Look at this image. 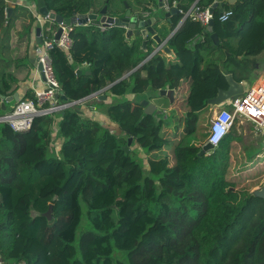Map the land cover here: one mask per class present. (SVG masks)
Segmentation results:
<instances>
[{"label":"trees","instance_id":"trees-1","mask_svg":"<svg viewBox=\"0 0 264 264\" xmlns=\"http://www.w3.org/2000/svg\"><path fill=\"white\" fill-rule=\"evenodd\" d=\"M40 1L32 0L37 6ZM43 1L51 12L65 18L87 14L93 7L99 13L108 3ZM213 1L200 3L208 6ZM10 7L9 0H0V116L5 114L1 95H13L18 83L12 85L19 80L8 66L13 60L29 65L27 55L19 57L16 47L25 42L28 51L32 32L39 26L30 13L20 41L6 43L1 34L13 26V16L8 17L7 11ZM227 9L233 15L226 22L215 11L213 32L220 38L219 45L200 22L188 19L168 41L174 60L162 51L136 70L152 52L150 46L145 51L141 37L130 40L133 36L128 38L126 28L120 26L102 30L99 20L74 26L70 52L61 48L52 52L56 76L68 98H60V102L81 100L134 71L106 90L110 103L98 96L87 103L90 112L93 106L105 115L102 120L87 115L83 104H76L37 116L27 132L0 123L3 264H264V197L238 188L245 178L235 175L253 163H263L260 172H264L263 152L245 148L234 165L232 154H238L243 141L236 123L228 136L202 156L204 144L196 141L199 112L219 89L228 88L226 73H232L238 82L249 80L257 57L264 52V0H237L225 5ZM126 11V7L114 13L108 9V15ZM182 17L174 15L172 29ZM198 35L203 39L195 49L187 47ZM84 61L90 63V74L77 72L76 64ZM4 76L10 83L8 89ZM188 80L185 138L175 144L161 135L165 120L156 121L154 115L144 112L140 99L130 100L129 95L175 90ZM55 124L57 137L63 138L60 155L52 146ZM190 136L194 142L186 144ZM33 137L37 142L31 141ZM130 137L132 145L147 155V166L139 150H126ZM77 140L84 156L75 160L65 149ZM29 148L37 151L36 158L25 157ZM86 157L96 162L90 168ZM41 163L58 171L43 174ZM74 168L79 177L68 187ZM50 204H54L53 223L31 215L32 208L43 213Z\"/></svg>","mask_w":264,"mask_h":264},{"label":"built area","instance_id":"built-area-1","mask_svg":"<svg viewBox=\"0 0 264 264\" xmlns=\"http://www.w3.org/2000/svg\"><path fill=\"white\" fill-rule=\"evenodd\" d=\"M175 6L178 7L176 2L171 3L170 0H163V9L165 11H170ZM36 7L35 5L32 9V13L37 23L42 27L43 38V43L38 51V63L43 67L46 88L36 91V99H20L10 112L0 116V123H8L16 132H27L31 130L34 119L37 116L52 114L69 107V102L62 103L59 101L62 89L55 73L52 52L56 48H61L66 52H70L73 46L71 31L76 25H68L64 22L57 23L54 19H51L49 15L44 16L40 14L35 9ZM211 7L212 5L204 6L200 3V0H197L189 10L179 9L183 19L173 28V35L188 19L200 22L206 28L215 18V11L212 12ZM141 14L144 15V17H148L150 11H142ZM232 15V10H223L220 13L219 20L221 22H226ZM47 21L56 24L57 28L53 29L52 24L45 28L44 24ZM59 27L62 28V33L57 40L55 34ZM164 45L165 44L159 45V49L162 50ZM37 72L40 73L38 67ZM228 102L229 107H219L217 110H215L216 107L213 108L215 113H213L211 117L207 142L217 146L219 144V137L213 138L214 133L212 130L214 127L223 126L232 128L237 118H243L251 122L260 133L264 134V80L257 85L251 86L249 90H246L244 95L237 99H231ZM3 263L0 254V264Z\"/></svg>","mask_w":264,"mask_h":264},{"label":"water","instance_id":"water-1","mask_svg":"<svg viewBox=\"0 0 264 264\" xmlns=\"http://www.w3.org/2000/svg\"><path fill=\"white\" fill-rule=\"evenodd\" d=\"M236 1L237 0H216L211 7V11L213 12V11L218 10L221 13L224 10L226 2L228 4H234ZM125 5H126L127 12H126V16L124 18H119V17H114V16L108 15V5L107 4L104 5V7L101 9V11L99 13L94 12V7H93L90 10V12L87 14L74 13V15L72 17L65 18L61 15L56 14L55 12H51L46 7L45 2L42 0L39 2V12L44 16L49 15L50 18L54 19L57 23L64 22L65 24H68V25H70V24L88 25L92 21L99 20L101 26L104 29L111 28L113 26L124 27L127 30L126 36L128 38H131L134 35V33H135V36H142L143 37L142 45H143V48L145 49V51L148 50V38H149V36H151V39H153L154 42H156L159 45H161V44L166 45L167 44V41L173 36V32L169 35V37L167 39L163 40L161 35L158 33V30H156L155 25L159 26L160 25L159 23H161L163 21H168V22H171V24H172L173 23L172 16L180 13V10L177 6L173 7L170 11H167V12L162 11L163 15H164L163 17H162V14L154 15L151 17H144V15H142L141 13H133L132 9L130 8V4L128 2H125ZM159 5H160V7H163V0H160ZM7 11H8V16H9L10 13L12 12V8L11 7L8 8ZM181 19H183V17ZM206 31L211 33V38H212L214 44L219 45L220 44V38H219L217 33L213 32L214 31V21L213 20L206 27ZM61 33H62V28L59 27L57 29L56 34H55V38L57 40L59 39ZM202 39H203V36L198 35L187 45V47L194 50L195 46L198 43H200L202 41ZM42 43H43L42 27L38 26L36 28L35 49H40V46L42 45ZM159 51H160V49L158 46L157 49H155L146 59H144L142 61L141 64H139L135 68V70L137 68H139L141 65H143L145 62H147L150 58H152ZM163 51L167 52V53L171 52V50L168 46H165L163 48ZM32 62L38 67L42 78L44 79V81H46L45 74L43 72V67L40 63H38V57L33 59ZM133 71L124 74L121 78H119L114 83L106 86L103 90H107L111 86H113L115 83L125 79ZM77 72H78V74L82 73L81 70H79ZM86 74H90V72H86ZM226 80L228 82V88L227 89H219L218 94L214 98H211L208 101V104L210 106H212L213 108L221 106L226 101H229L231 99H237L240 96L244 95L246 92L244 83L236 81L232 73H226ZM166 93L171 95V93H173V90H168V89H162L161 90L162 95H165ZM99 94H100L99 92L93 93V94H91V95H89V96H87L81 100L69 102L68 103L69 107L76 105V104H79V103H81L87 99H90L92 97H95ZM1 98H2L1 105H2L3 111L7 110L6 103H10L13 101H15V102L19 101L18 93H15L13 96L1 95ZM60 98L64 101L68 100V98L66 97V95L64 94L63 91L60 93ZM100 98L104 99L106 97L100 96ZM141 104H142V106L145 107V113L154 115V118L156 119V121L159 122L161 119L166 121L168 119V117L165 115L164 111L161 109H157V107L154 103H151L145 99L142 101ZM132 142H133V138L130 137L128 140V145L126 147V150H129L130 146L132 145ZM214 147L215 146L213 144H211L209 142L206 143L203 146L202 150L200 151L199 155L202 156L207 150H209L210 148H214ZM252 195L257 196V197H264V185L259 189L253 190ZM54 199H56V197ZM53 208H54V204H50L47 211H45L43 213L38 212L32 208L31 209V215L33 217L44 216L48 219V221L50 223H53L55 220Z\"/></svg>","mask_w":264,"mask_h":264},{"label":"rangeland","instance_id":"rangeland-1","mask_svg":"<svg viewBox=\"0 0 264 264\" xmlns=\"http://www.w3.org/2000/svg\"><path fill=\"white\" fill-rule=\"evenodd\" d=\"M107 0H102L104 3ZM142 2L147 1V0H141ZM125 2H129L132 5V8L134 11L139 13V10L145 9V7L139 6V3L137 0H108L107 5L109 4V11L110 13H114L117 10L123 11L124 8L126 7ZM125 6V7H124ZM160 14L163 16V12L160 11ZM98 21V20H97ZM96 22V21H95ZM52 24L53 28L56 29L57 25L54 23H51L50 21H47L44 26L45 28L50 26ZM175 58V57H174ZM257 67L254 70V72L251 75V78L249 80H245L243 83L245 85V89L249 90L251 86L259 84V82L263 81L262 76H264V52L260 54L257 57ZM76 66L84 68V66H80L79 63L76 64ZM258 75L260 76H257ZM171 101L172 103L168 102L165 100V98L162 99H157L155 100L156 103L159 104L160 108L167 109V107L173 108L171 111V115L169 116L168 120L170 122L165 123L161 129V135L165 139H168L172 141L175 144H178L179 142L183 141L185 138V132H184V115L188 111L187 110V94L181 86L179 92L175 94L171 93ZM17 102L13 101L10 103V108L9 110L11 111L13 106H15ZM229 102L226 101L224 104L220 106V108L228 107ZM162 110V109H161ZM168 110V109H167ZM213 107L208 105L204 109H202L199 112L200 115V122L198 125V139L196 141H199L202 144H206L208 141V131L210 128V123H211V117L212 114L215 113L213 112ZM164 111V110H163ZM165 116V115H164ZM99 119V117H98ZM236 129L238 133L242 134L243 136V141L238 145L237 152L238 154H232V159L234 160V165L238 163V159L241 158V151H243L245 148L251 149L252 151H257V152H263V155L261 157H264V146L261 147V144H264V134L260 133L259 130L255 127L254 124H252L249 121H246L243 118H237L236 120ZM114 131V130H113ZM32 141V139H31ZM186 144H190L194 142L193 136L188 137L185 139ZM80 142L77 140L75 144L71 147H68L65 149V154L68 155L69 157H72L75 160H78L80 158V155H83L82 150L80 148ZM130 148L139 150L140 152V157H142L145 165L147 166V155L145 152L139 148L138 145H131ZM57 149H60L57 147ZM37 151L34 149H28L25 157L27 158H36ZM84 156V155H83ZM238 158V159H237ZM86 166L88 168L92 167L96 162L95 160L89 159L86 157ZM41 166V170L43 174H48V173H53L55 174L57 171H55L54 168L51 166H48L45 163L39 164ZM262 165L263 163H253L246 169H239L240 165L238 164V171L235 173V175L238 177V179L243 180L240 181L238 184V188H244L250 191H253L255 189H259L264 185V172H260L262 170ZM51 167V169L49 168ZM79 177V174L75 172V168L73 171V176L70 178V181L66 184L68 187H71L75 184ZM58 178L61 179V175H58ZM86 214V213H85ZM86 218L84 215V221L83 223L86 224ZM81 233L78 234L80 236ZM79 239V237H78Z\"/></svg>","mask_w":264,"mask_h":264},{"label":"crops","instance_id":"crops-1","mask_svg":"<svg viewBox=\"0 0 264 264\" xmlns=\"http://www.w3.org/2000/svg\"><path fill=\"white\" fill-rule=\"evenodd\" d=\"M196 1L197 0H174V2H176V4L178 5L179 9H182V10H189ZM215 1L216 0H214L210 5H213V3ZM9 2L11 3L12 12L10 13V15L8 17H12L13 16V26L7 32H3L1 34V38H3L4 41H7L6 43H11L13 45L15 42L20 41V36L22 35L21 34L22 27H23L22 25L24 23V20L25 19L29 20L28 16H30V13H32V9L34 8V6L36 4L34 2H32V0H9ZM159 4H160V0H147V1H144V4H142L141 7H145V8L148 7V8L139 10V13H141L142 11H150V10H152L151 11L152 13L150 14L151 16L158 15V14H160V11H162L161 9H159L160 8ZM225 5H229V4L226 2ZM35 9L39 12V5ZM132 11H133V13H137L133 9H132ZM159 24H158L159 26H157V30L160 31V32H158V33L162 34L161 37L163 38V40H165L173 32L172 31L173 29H172L171 22L163 21V22H161ZM100 27H101L102 30H104V28L101 25H100ZM166 32H168L167 36H165ZM136 37H138V36H135V33H134L133 37L130 40H133ZM139 37H141V36H139ZM141 38L143 40V37H141ZM32 39H33L32 40V45H31V47L29 48L28 51L26 50L25 42H23L22 44L18 45L16 47L17 50H15L16 54L19 55V57H25L27 55V59H28L29 65L26 66L23 61L21 62L19 59H17V60H19L21 62V64H19L18 61L13 60L12 61L13 63L8 66V71H10V72L12 71L14 73L15 77L19 78V80L12 85L13 87H16L17 83H18L17 90L15 91V93H18L19 100L20 99H27V98L31 99V97L33 95L35 96L36 91L46 88V82L42 78L41 74L37 72V66L32 62L33 59L38 57V51H39V49H35L36 29L32 32ZM168 41H167V44L165 46H168ZM151 44H152V52H153L155 49H157L159 44H157L156 42H152ZM11 52L14 54L13 58H16L14 50L11 51ZM167 54H168V57H170L169 58L170 61L175 59L174 58L175 55L172 52V50H171L170 53H167ZM10 55H12V54H10ZM69 59H70L71 63L74 61V59L72 58L71 54H69ZM79 65L80 66H84V68H82V67L78 68L77 67V71L81 70L82 73L83 72H90L89 71L90 63L88 61L80 62ZM28 69H30L29 72H28ZM27 74H28V76L26 77ZM257 76H260V75H258V73H257ZM261 80H263V78ZM3 83H4L5 88L8 89L10 87V83L7 81L5 76L3 77ZM190 83H191V80H188V81L184 82L181 85V86H183V88H184V90H185V92L187 94V98H188V95H189ZM181 86L178 89L173 90L175 92V94H177L179 92ZM105 92H106V90L100 91L99 92L100 94L97 95V96L99 97V99L106 100L107 103H110L112 98H111V96L105 95L104 94ZM13 95H9V96H13ZM97 96L92 97L90 99H87V100H85V101H83V102H81L79 104H83V108H86L85 112H86L87 115H91L92 117L94 116L96 119H98V117H99V119L102 120V119H104L106 117H105V115H103L101 113V111L95 110V108L93 106H91L92 111L90 112L89 107L87 106V103L89 101L92 102L94 99L97 98ZM100 96H105L106 98L103 99V98H100ZM160 99L163 100L164 98H160ZM1 100H2V98H1ZM10 103H6L7 110L5 111V113L10 112V110H9ZM186 106L188 107V105H186ZM219 107L220 106L216 107L215 110H217V108L219 109ZM187 110H189V107L187 108ZM215 110L213 109L212 113L215 112ZM164 113H165V111H164ZM59 120H60L59 118H56V122L57 123L59 122ZM56 126H57V124H55V126H54L52 146H54V148H55V153L57 155H60V151H61V147H62L61 144H62L63 138L62 137H57L58 128ZM111 126L113 128H115V130H116L117 125L113 124ZM32 141L33 142H37V140L34 137L32 138ZM57 147H59L60 149H57Z\"/></svg>","mask_w":264,"mask_h":264},{"label":"flooded vegetation","instance_id":"flooded-vegetation-1","mask_svg":"<svg viewBox=\"0 0 264 264\" xmlns=\"http://www.w3.org/2000/svg\"><path fill=\"white\" fill-rule=\"evenodd\" d=\"M159 9H161L162 11H164V12H167V11H165L164 9H163V7H160ZM152 10H150V14L152 13L151 12ZM127 12V11H126ZM117 15H119V16H114V17H119V18H124L125 16H126V13L125 14H122V13H118ZM154 16V15H153ZM148 17H151V15H149ZM163 17V16H162ZM174 17V16H173ZM173 17H172V20H173ZM171 25H173V23L171 24ZM155 27H156V30H157V26L155 25ZM158 32H160V31H158ZM160 35H162V34H160ZM142 37V36H141ZM152 42H154V40L153 39H151V36H149V38H148V45L152 48ZM163 51V49L162 50H160L159 52H162ZM158 52V53H159ZM169 90V89H168ZM172 95H169L168 93H166L165 95H162L161 94V90L158 92V93H155V94H148V93H146V94H144V95H140V96H138V97H136V95H130L129 96V99L130 100H132V99H140V105L142 106V101L143 100H148L149 102H151V103H154L155 105H156V107H157V109H162V110H164L165 111V114L167 115V117L169 118V116L171 115V111L173 110V108H170V107H167V109H164V108H160V106H159V104L158 103H156L155 102V100H157V99H160V98H165V100L166 101H168V102H170V103H172V101H171V99H170V97H171ZM142 108H143V110H144V112H145V107L144 106H142ZM188 112V111H187ZM187 112L185 113V115H184V123H185V119H186V116H187ZM168 122H170L168 119L164 122V124L165 123H168ZM163 124V125H164Z\"/></svg>","mask_w":264,"mask_h":264},{"label":"clouds","instance_id":"clouds-1","mask_svg":"<svg viewBox=\"0 0 264 264\" xmlns=\"http://www.w3.org/2000/svg\"><path fill=\"white\" fill-rule=\"evenodd\" d=\"M232 128H227V127H223V126H215L214 129L212 130L214 133V137H219V143L230 134ZM208 143V142H207Z\"/></svg>","mask_w":264,"mask_h":264},{"label":"bare ground","instance_id":"bare-ground-1","mask_svg":"<svg viewBox=\"0 0 264 264\" xmlns=\"http://www.w3.org/2000/svg\"><path fill=\"white\" fill-rule=\"evenodd\" d=\"M263 80H264V76H262Z\"/></svg>","mask_w":264,"mask_h":264}]
</instances>
